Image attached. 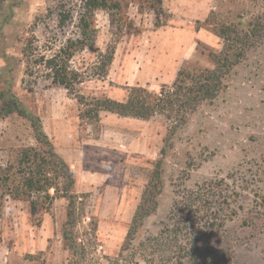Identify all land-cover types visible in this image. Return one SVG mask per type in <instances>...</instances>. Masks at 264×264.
<instances>
[{
	"label": "rangeland",
	"instance_id": "rangeland-1",
	"mask_svg": "<svg viewBox=\"0 0 264 264\" xmlns=\"http://www.w3.org/2000/svg\"><path fill=\"white\" fill-rule=\"evenodd\" d=\"M9 1L16 6L0 41V70L3 51L16 57V94L40 115L57 152L73 169V190L85 195L77 231L90 253L119 254L150 174L163 158L159 206L138 238L159 234L182 196L201 191L213 198L209 204L218 216L206 241L218 264H264V38L233 69L220 95L175 132L161 115L142 120L102 111L95 121L82 117L88 106L45 72L28 75L23 56L28 40L50 55L75 37L84 0ZM121 1L115 18L109 10L96 11L95 47L73 58L72 65L86 77L78 93L89 101L125 98L131 86L160 91L183 66L212 68L210 52H218L223 40L206 23L210 12L243 22L259 11L252 0H163L161 7ZM60 9L73 16L64 26ZM109 45L116 46L115 58L102 77L95 73L100 52ZM37 145L26 118H0V168L12 166L20 149ZM0 201V264H70L62 232L66 198L57 197L51 210L37 213L27 200L6 195Z\"/></svg>",
	"mask_w": 264,
	"mask_h": 264
},
{
	"label": "trees",
	"instance_id": "trees-1",
	"mask_svg": "<svg viewBox=\"0 0 264 264\" xmlns=\"http://www.w3.org/2000/svg\"><path fill=\"white\" fill-rule=\"evenodd\" d=\"M145 1L157 7L163 4V0ZM252 1L259 11L251 15L250 21L229 20L212 10L206 23L223 40L218 52H210L214 66H183L174 82L163 84L160 91L141 85L131 86L125 100L96 97L90 101L78 93V86L86 77L84 72L72 65L73 58L79 51L95 47L96 11L109 10L115 18L122 12L121 0H84L79 13L78 34L68 38L50 55L42 51L36 41L28 40L23 49L25 72L34 75L43 71L54 85L75 94L80 103L88 106L82 114L84 118L99 121L102 111L142 120L161 115L172 121L171 131L175 132L187 123L190 114L220 95L233 69L244 60L251 47L263 40L264 0ZM15 6L9 0H0V41L5 36V27L14 17ZM72 18L71 11L59 10L60 25H66ZM115 53V45H109L106 51L100 52L101 66L96 75L108 76ZM2 56L5 65L0 70V118L13 114L26 118L38 145L20 149L12 166L0 168V198L9 195L14 199L27 200L34 213L40 209L51 210L57 197L66 198L67 219L62 232L71 253L70 264H218L213 250L206 243L218 216L216 208L209 204L213 198L201 191L182 196L183 200L175 204L172 221L165 224L159 234L138 238L146 219L159 206V197L163 192V158L157 161L150 174L119 254L110 257L90 253V248L77 231L83 220L85 203L82 197L85 195L74 192L76 181L73 169L57 152L40 115L16 94V57L5 51Z\"/></svg>",
	"mask_w": 264,
	"mask_h": 264
},
{
	"label": "crops",
	"instance_id": "crops-1",
	"mask_svg": "<svg viewBox=\"0 0 264 264\" xmlns=\"http://www.w3.org/2000/svg\"><path fill=\"white\" fill-rule=\"evenodd\" d=\"M127 96H128V95H127ZM127 96H126V97H127ZM126 97H125V98L118 99V100H125V99H126ZM120 117H121V116H120ZM129 118H131V117H129Z\"/></svg>",
	"mask_w": 264,
	"mask_h": 264
}]
</instances>
